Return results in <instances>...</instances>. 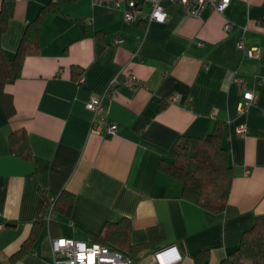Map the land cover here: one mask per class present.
<instances>
[{
  "label": "crops",
  "instance_id": "crops-1",
  "mask_svg": "<svg viewBox=\"0 0 264 264\" xmlns=\"http://www.w3.org/2000/svg\"><path fill=\"white\" fill-rule=\"evenodd\" d=\"M50 1L0 0L8 15L0 38L6 53H16L28 23ZM54 1L60 11L45 16L38 53L5 86L14 116L0 103V264H52L53 240L94 243L92 234L123 218L131 220L134 247L149 241L152 227L164 234L133 252L135 264H154L155 253L171 245L179 248V264H196L203 251L201 264H220L264 215V0H231L223 12L206 7L198 18L163 0L165 23L126 22L127 0ZM137 10L149 15L151 4L138 0ZM247 49H258L259 57H248ZM126 70L138 87L122 83ZM115 77L118 92L104 104L117 131L93 132L86 104L104 96ZM245 89L256 93L252 103ZM218 121L235 177L225 210L213 213L183 199L182 183L160 163L177 157L179 137H205ZM14 133L17 141L25 135L29 159L16 152ZM63 191L74 195L71 216L49 214L28 252L10 261L45 197Z\"/></svg>",
  "mask_w": 264,
  "mask_h": 264
},
{
  "label": "trees",
  "instance_id": "trees-1",
  "mask_svg": "<svg viewBox=\"0 0 264 264\" xmlns=\"http://www.w3.org/2000/svg\"><path fill=\"white\" fill-rule=\"evenodd\" d=\"M59 11L60 5L56 1L52 0L45 4L37 16L28 23L18 50L13 56L6 53L0 44V103L10 117L15 114V105L12 94L5 90V86L14 82L19 76L24 59L38 53V38L45 16ZM7 23L8 15L5 7L0 8V38L7 28ZM224 130V123L218 121L212 132L205 137H179L175 143L177 157L173 161L160 163V170L182 183L183 199L213 213H221L225 210L235 177L234 168L228 159V150L222 144ZM16 138L17 134L14 133L11 138L12 144L16 143ZM19 138L17 141L19 148L16 152L23 158L29 159L31 154L27 139L23 133H19ZM73 201L74 195L68 191H63L53 200L46 196L41 215L35 222L30 237L11 256L10 261L15 262L28 252V249L38 239L49 214L55 213L69 218ZM131 229V220L123 218L106 223L99 233L92 234L90 238L93 242L104 244L133 257L135 250L140 251L145 247H153L164 237L161 228L152 227L149 229V241L134 247L130 242ZM207 257V251L198 253L196 264L203 263ZM220 264H264V215L257 216L253 226L243 232L237 249Z\"/></svg>",
  "mask_w": 264,
  "mask_h": 264
},
{
  "label": "built area",
  "instance_id": "built-area-1",
  "mask_svg": "<svg viewBox=\"0 0 264 264\" xmlns=\"http://www.w3.org/2000/svg\"><path fill=\"white\" fill-rule=\"evenodd\" d=\"M20 1V0H16ZM142 1V0H141ZM151 4V11L149 15L139 13L138 0H127L124 9V19L126 22H134L139 18L146 19L148 22L165 23L168 21V13L162 5L163 0H143ZM178 3L182 6L185 13L189 17L198 18L206 7H210L216 11L223 12L231 0H169ZM114 7H120L121 3L116 1L112 4ZM232 28L230 23L225 25L226 30ZM120 41L116 39L114 43L118 44ZM238 47L243 48V41L238 43ZM248 57L257 58L260 53L258 49H247ZM82 81V77L79 79ZM235 81L244 84L243 79L235 78ZM123 84L136 88L140 85L138 78L131 72L126 70ZM119 81L115 77L104 96H94L86 104V108L93 113L92 131L100 133L103 129L110 134L117 131V124L110 122L107 119V110L104 104L105 97L113 98L118 92ZM246 90V89H245ZM244 99L248 103H252L256 99V93L251 90L244 91ZM239 109H243V104H240ZM246 126L240 125L237 128V133L244 135ZM4 225L0 224V229ZM53 263L52 264H135L130 256L125 255L119 250L110 248L101 243H88L85 241H77L73 239H55L52 241ZM154 264H179L181 254L177 245L167 246L157 251L154 255Z\"/></svg>",
  "mask_w": 264,
  "mask_h": 264
}]
</instances>
